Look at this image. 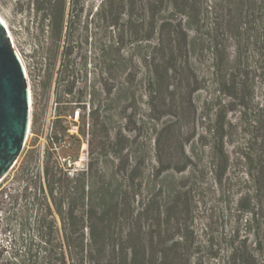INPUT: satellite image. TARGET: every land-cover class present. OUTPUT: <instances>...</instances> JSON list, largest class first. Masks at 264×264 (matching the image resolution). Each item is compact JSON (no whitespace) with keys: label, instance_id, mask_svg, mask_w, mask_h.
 Wrapping results in <instances>:
<instances>
[{"label":"rangeland","instance_id":"374dc122","mask_svg":"<svg viewBox=\"0 0 264 264\" xmlns=\"http://www.w3.org/2000/svg\"><path fill=\"white\" fill-rule=\"evenodd\" d=\"M255 1L0 0L32 91L26 146L0 181L3 259L29 245L41 263L54 244L60 161L92 193L87 238L139 237L171 264H233L234 250L264 264ZM108 182L122 184L116 216Z\"/></svg>","mask_w":264,"mask_h":264},{"label":"trees","instance_id":"16d2710c","mask_svg":"<svg viewBox=\"0 0 264 264\" xmlns=\"http://www.w3.org/2000/svg\"><path fill=\"white\" fill-rule=\"evenodd\" d=\"M160 5L164 3V0H159ZM256 2V3H255ZM252 4L251 12L255 14V18L252 19L254 26L252 28L255 31V44L259 43V49L261 57L263 58L264 68V0H256ZM156 27L155 21L151 22V28L154 30ZM171 67V66H166ZM167 70V69H166ZM152 77V76H151ZM261 147L264 151V135L261 141ZM248 157V156H247ZM261 169L262 177L264 178V164ZM63 164L60 161L56 162L55 173L50 175L48 180L51 184V189L56 190L55 208L58 217L61 220V228L55 229V235L57 236L54 244H52L48 254L43 256L41 263L37 258L31 260L29 255L30 246L27 245V249L24 251L18 247L14 249L13 255L3 259L2 254L6 251L4 245L0 246V264H171L173 261H169L166 255L159 254L158 243L147 244L141 238L136 240L121 241V242H105L98 241L94 238L93 231L90 232V237L85 236V228H89V224L86 222L95 213L96 207L92 202V193L85 192V186L82 179H71L67 175ZM123 176L125 174V166L121 168ZM46 175H49L47 169ZM113 179L115 177L113 176ZM117 181V180H116ZM121 183H118L112 188L110 182L103 184L102 191L107 197L110 209L113 216H116L118 208V191H121ZM126 193V191H124ZM87 199V202H86ZM66 204L68 205L65 208ZM148 210L145 205L142 211L138 212L134 224L137 225V230L141 229V215ZM104 212V209H103ZM91 229V228H90ZM261 243H264L261 241ZM24 245V244H23ZM25 246V245H24ZM23 246V248H24ZM173 248H175L172 245ZM245 250V249H244ZM238 251V250H237ZM234 250L231 254V261L233 264H245L246 256H249V251H243L241 253ZM28 256V257H26ZM36 257V255H35ZM251 257V256H250Z\"/></svg>","mask_w":264,"mask_h":264},{"label":"water","instance_id":"95a60500","mask_svg":"<svg viewBox=\"0 0 264 264\" xmlns=\"http://www.w3.org/2000/svg\"><path fill=\"white\" fill-rule=\"evenodd\" d=\"M27 68L0 17V181L19 160L31 130Z\"/></svg>","mask_w":264,"mask_h":264},{"label":"bare ground","instance_id":"6f19581e","mask_svg":"<svg viewBox=\"0 0 264 264\" xmlns=\"http://www.w3.org/2000/svg\"><path fill=\"white\" fill-rule=\"evenodd\" d=\"M0 17H1V19L3 20V22L6 24V26L8 27V24L6 23V21L3 19V17L1 16V14H0ZM9 28V27H8ZM10 30V29H9ZM10 33H11V31H10ZM12 35V34H11ZM12 38H13V36H12ZM13 41H14V39H13ZM14 44H15V42H14ZM15 47H16V49L18 50V52H19V54H20V56H21V58H22V60H23V62H24V64H25V66H26V62H25V60H24V57H23V55L21 54V52L19 51V49L17 48V46H16V44H15ZM26 68H27V66H26ZM29 81V80H28ZM29 87L31 88V85H30V81H29ZM31 121H32V91H31Z\"/></svg>","mask_w":264,"mask_h":264}]
</instances>
